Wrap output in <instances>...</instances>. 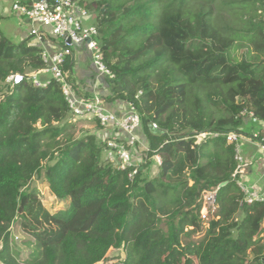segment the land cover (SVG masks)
<instances>
[{"label": "trees", "instance_id": "16d2710c", "mask_svg": "<svg viewBox=\"0 0 264 264\" xmlns=\"http://www.w3.org/2000/svg\"><path fill=\"white\" fill-rule=\"evenodd\" d=\"M94 7L102 17L104 62L113 75L106 77L110 91L102 102L134 103L141 115L136 134L149 142L148 160L160 155V174L142 183V172L130 179L132 169L119 171L103 161L99 134L100 144L93 134L80 140L69 135L71 112L59 85L53 80L36 88L24 81L0 97V264H99L113 249L126 252L114 264H246L249 251L254 254L249 264H264V202L242 204V190L232 178L239 166L236 144L227 136L201 144L194 139L200 131L250 135L241 116L245 110L264 121V0L87 5ZM222 13L242 27L216 26ZM28 42L16 44L0 30V93L10 75L45 67L41 48ZM236 47L255 55L233 59ZM73 68L70 56L64 70L80 94ZM208 88L213 91L206 100L222 106L226 116L215 120L199 106L197 114L182 115L190 91ZM152 93L156 100L148 104ZM179 121L181 129L192 131L173 134ZM43 171L52 194L69 201L66 209L51 213L30 188ZM215 189L217 208L203 220L202 193ZM162 215L168 217L167 230L159 226ZM17 221L35 248L24 262L11 248ZM203 231L200 241L192 238Z\"/></svg>", "mask_w": 264, "mask_h": 264}, {"label": "built area", "instance_id": "2783aa9c", "mask_svg": "<svg viewBox=\"0 0 264 264\" xmlns=\"http://www.w3.org/2000/svg\"><path fill=\"white\" fill-rule=\"evenodd\" d=\"M87 5L85 0H14L11 6L12 12L29 23L28 41H31V45L41 48L45 67L25 74L10 75L4 83L13 90L24 81L32 83L36 88H45L54 80L59 85L73 118H87L89 121H95L100 125L101 130L109 133L104 138L105 151L109 152L107 160L118 163L117 166L124 171L132 169L128 176L133 179L137 175V169L133 168L135 159L132 146H136L139 142L136 132L141 127V115L134 103L126 102V111L118 116L107 109L99 95L92 99L82 97L75 90L64 70L66 59L74 55L75 49L82 48L90 53L92 65L98 76L113 77L104 62L100 42L103 35L102 29L100 26L85 23L86 19L92 17ZM41 76L44 77L41 78ZM241 116L253 124L264 123L247 110L243 111ZM152 126L157 128L156 123ZM219 136H227L229 142L236 144V160L239 166L232 178L242 190V204L253 205L264 202V196L257 188L246 187L238 178L244 174L247 166L242 156L241 142L243 140L247 138L254 140L259 153L264 157V124L262 133L243 135L229 132L225 135L200 131L195 134L194 139L196 144H201L209 138ZM126 168L129 169L126 170ZM217 192L216 189L203 192L200 212L203 220H207L208 216L215 212Z\"/></svg>", "mask_w": 264, "mask_h": 264}, {"label": "rangeland", "instance_id": "374dc122", "mask_svg": "<svg viewBox=\"0 0 264 264\" xmlns=\"http://www.w3.org/2000/svg\"><path fill=\"white\" fill-rule=\"evenodd\" d=\"M94 1L102 2V0H85V2L87 4H90ZM89 10L91 12L92 17L86 19L85 23L86 24H94V25H97L99 27V22H100V19L102 18L100 12L96 9V7L90 8ZM18 18H20V17L16 16L12 12V9L10 10V8H6L4 11H0V30H1L2 34L10 40H14V41L19 40V35L17 32L18 31H22V32L27 31V28H28L27 23L25 25V22H21ZM20 19H22V18H20ZM214 24L216 26H220V27H224L226 25H229L233 28L239 27V29L242 27V25L241 26L238 25L239 23H237V21L234 22L233 17L227 13H222L219 16H216ZM30 42L31 41H29L28 43L32 44ZM231 55H232L233 59L240 61L243 58H249L250 56L255 55V53L252 52L251 50L250 51L245 50V48L242 49V48L236 47V48L232 49ZM90 67H91V62H88V68H90ZM157 73L159 74L162 72H161V70H158ZM43 77L44 76H41V78H43ZM8 87L9 86L6 85L5 83H1V90H2V92L0 93L1 99H3L5 97V95L11 93L12 89H11V87H9V88ZM105 89H106V91L102 95V97H106L109 95L110 88L105 87ZM140 90H142V89H140ZM212 91H213L212 88L199 89V90L198 89H192L188 95L187 102L185 103L184 107L182 109H180L181 114L182 115L187 114V117H190L191 113H193V112H195L197 114L200 111L197 108V106H199L202 108L203 113L206 116L211 117V118L213 117L215 120H218L222 116H226V112L224 111V108L222 106H216L212 102L206 100L207 99L206 94H208ZM142 92L143 91H139L136 94V96L140 97V95H142ZM197 99H199V100L197 101ZM155 100H156V96H155V94H153L152 97L150 98L148 104L153 103ZM125 102H128V101L119 100L118 105L125 106V104H126ZM196 102H198L197 103L198 105L196 104ZM70 116H71V114H70ZM166 117H167V114H164L162 116L163 119H166ZM68 122L71 123V125L69 127L70 128L69 129V135L74 140H80V139H83V138L88 137V136L93 134L97 138V141L99 144L103 143V139L101 137H97L98 132H100V130H101V128L100 129L98 128L97 122L89 121V119H87V118L75 119L72 116L69 118ZM150 124L152 125L153 122H151ZM254 127L256 129H258L257 124H255ZM175 128H176V130L173 131L174 132L173 134H177L179 136H185L192 131L191 129H184V130L181 129V121L175 122ZM179 129H181L182 131L178 132ZM136 136H137L139 142L137 143L136 146H132V154H133V157L135 159V163H134L133 168L138 170V171L136 170L137 173L139 171L142 172L141 182L144 183V182L150 181L152 179H155L156 177L159 176L162 159H161L160 155L156 154V156H153L151 159L148 160L147 152L150 150L149 142H148V140H146L143 133H142V139L138 135H136ZM253 142H255V141H253ZM241 144H242L243 154L244 153L246 154L247 148L250 147L253 150V152L255 151L254 152L255 154L253 153L255 156L258 155L259 157H261V154L259 153L260 154L259 155L257 152L258 148H256L254 146V144L253 145L251 143L248 144L247 142H244V141H242ZM210 147L212 148V151H213L212 145H210ZM113 156H115V154ZM108 157H109V152L104 151L103 155H102V160L105 161L106 163H110L115 169H117L119 171H124L121 167L117 166L118 163H112L109 160H107ZM148 161H149V164L147 163ZM206 161H207L206 158L201 160L202 163H204ZM246 162L248 163L249 161L246 160ZM146 163H147V165H146ZM127 169H129V168H126V170ZM43 174H44V171L40 175H36L34 177V179L32 180V182L30 184V188L31 189H37V191L39 193V198L41 199L43 205L51 213L54 214V213H57L59 211L66 209L69 205V201L68 200H59L52 194L51 190L49 189L48 183L46 182L45 178L43 177ZM188 176H189V174L187 173L185 178L187 179V182L189 183V185H192L193 182H191L190 179H188ZM245 186H248V185L245 183ZM242 218H243V215L239 216L238 218L236 217L235 220L242 219ZM167 219H168V217L166 215H162L161 221H159V226L164 230H167ZM204 226H205L204 227L205 230H207V228L209 227V223L204 222ZM263 228H264V222H263ZM12 231H13V236H14V241L11 245L12 251L19 258V261H21V262L27 261L31 255V253L35 250L33 240L31 238L27 237L20 230L19 221H17L14 224V226L12 227ZM204 235H205V231H203L199 234L193 235L192 238L195 241H200V239ZM260 237L262 239L261 244H264V234L261 235ZM25 241L26 242L30 241L27 243H31V244H26ZM1 249H2V245L0 243V251H1ZM263 256H264V253H263ZM125 258H126L125 249H120V250L113 249L107 255L106 260L104 262L99 263V264H114L118 261L124 260ZM253 259H254V254L252 251H249L248 256H247L248 262L246 264H249ZM195 264H197V263H195Z\"/></svg>", "mask_w": 264, "mask_h": 264}, {"label": "crops", "instance_id": "0c3cea01", "mask_svg": "<svg viewBox=\"0 0 264 264\" xmlns=\"http://www.w3.org/2000/svg\"><path fill=\"white\" fill-rule=\"evenodd\" d=\"M14 0H0V11H4L6 8H10ZM17 16V15H16ZM21 22H25V25L27 21L24 19L18 18ZM27 31L22 32L18 31L19 35V40H11L12 42L19 44L20 42L22 43L23 41L28 40V35H29V30H30V25L27 23ZM53 42V41H52ZM54 50V48H52ZM88 62H91V67L88 68ZM72 63H74V68H73V78L76 84L79 86L80 95L84 98L92 99L96 95L102 96L106 89L105 87H108L106 84V77L98 76L97 73L94 70V67L92 65L91 61V55L87 50H84L82 48H77L74 51V58H72ZM126 103V102H125ZM126 106V104H125ZM118 105V101L114 102L112 104H108L106 107L108 110L111 112L116 113L118 116L123 115V113L126 111V107ZM258 125V129L254 127V125ZM251 123V121L246 122L245 124V131L249 134H253L255 132H263V124L260 123ZM104 132L105 130H100L98 134L102 138L104 137ZM244 142H247L248 144L251 143L252 145L257 148L256 142H253L254 140H250L249 138L243 140ZM255 152V151H254ZM253 150L249 147L247 148L246 154H243L242 150V155L243 159L247 163V166L245 168L244 174L240 175L238 178L242 180V182L248 185L246 187L249 188H257L260 193L264 196V157L261 155L259 157L258 155L255 156ZM257 152L259 154V151L257 149ZM254 153V154H253ZM260 155V154H259ZM246 159V160H245Z\"/></svg>", "mask_w": 264, "mask_h": 264}, {"label": "water", "instance_id": "95a60500", "mask_svg": "<svg viewBox=\"0 0 264 264\" xmlns=\"http://www.w3.org/2000/svg\"><path fill=\"white\" fill-rule=\"evenodd\" d=\"M70 42V41H69ZM72 58H74V55L72 56ZM223 186H225V183H223L220 187H223Z\"/></svg>", "mask_w": 264, "mask_h": 264}, {"label": "clouds", "instance_id": "9594fccd", "mask_svg": "<svg viewBox=\"0 0 264 264\" xmlns=\"http://www.w3.org/2000/svg\"><path fill=\"white\" fill-rule=\"evenodd\" d=\"M101 97V96H100Z\"/></svg>", "mask_w": 264, "mask_h": 264}]
</instances>
